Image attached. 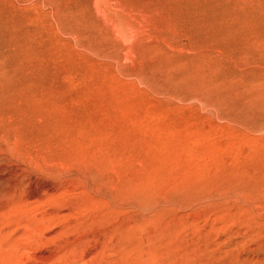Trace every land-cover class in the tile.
Returning a JSON list of instances; mask_svg holds the SVG:
<instances>
[{
	"label": "rangeland",
	"instance_id": "374dc122",
	"mask_svg": "<svg viewBox=\"0 0 264 264\" xmlns=\"http://www.w3.org/2000/svg\"><path fill=\"white\" fill-rule=\"evenodd\" d=\"M0 264H264V0H0Z\"/></svg>",
	"mask_w": 264,
	"mask_h": 264
}]
</instances>
